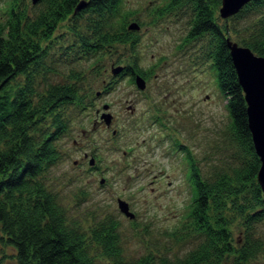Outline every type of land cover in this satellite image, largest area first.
<instances>
[{
    "label": "rangeland",
    "instance_id": "rangeland-1",
    "mask_svg": "<svg viewBox=\"0 0 264 264\" xmlns=\"http://www.w3.org/2000/svg\"><path fill=\"white\" fill-rule=\"evenodd\" d=\"M166 1L121 0L110 21H136L133 44L113 41L88 49L78 33L88 34L98 23L94 12L67 13L41 39L42 57L34 68L38 86L68 80L81 93L60 106L66 127L53 141L60 157L45 171L46 182L82 224L114 216L126 258L151 252L173 260L194 246L199 234L184 230L193 191L190 161L200 175H213L228 170L238 154L226 96L207 56L209 35L187 37L189 4L169 7ZM11 2L30 17L41 6L40 0H0V19ZM227 21L229 37L239 42L249 17ZM133 62L145 71L142 88L128 74L111 72L114 64ZM101 107L111 114L109 125L94 121ZM117 198L127 202L132 217L119 210ZM229 211L236 241L242 237L240 218ZM256 235L264 238V221ZM11 252L0 241V264H14ZM246 264H264V256Z\"/></svg>",
    "mask_w": 264,
    "mask_h": 264
},
{
    "label": "trees",
    "instance_id": "trees-1",
    "mask_svg": "<svg viewBox=\"0 0 264 264\" xmlns=\"http://www.w3.org/2000/svg\"><path fill=\"white\" fill-rule=\"evenodd\" d=\"M40 1L33 17L24 6L11 2L0 19V241L13 247L9 254L14 264H246L264 256V238L256 235L257 225L264 221V192L256 179L260 161L225 40L229 18L249 17L238 43L264 55V0H248L221 22L220 0L166 1L169 7L189 4L187 37L209 35L207 56L226 96L229 127L238 148L228 170L213 175H200L190 161L193 191L184 230L186 235L198 233L200 239L173 260L151 252L126 258L114 216L106 214L82 224L66 212L58 194L48 186L45 171L60 157L53 141L66 127L60 106L79 99L81 93L73 81L45 86L35 82L34 68L43 52L41 39L49 38L56 22L67 13L83 10L94 12L98 22L90 33H78L88 49L113 41L133 44L136 34L134 28L125 26L126 21H110L118 14L121 0H84L77 9L79 0ZM116 65H121L118 74L126 73L131 79L135 73L146 75L135 62ZM229 209L240 218L242 237L236 241Z\"/></svg>",
    "mask_w": 264,
    "mask_h": 264
},
{
    "label": "water",
    "instance_id": "water-1",
    "mask_svg": "<svg viewBox=\"0 0 264 264\" xmlns=\"http://www.w3.org/2000/svg\"><path fill=\"white\" fill-rule=\"evenodd\" d=\"M38 0H31L32 3ZM248 0H220L218 13L221 17H227L236 12ZM85 3L79 0L75 5V9L80 8ZM129 28H137L136 21L127 24ZM229 56L236 72L237 81L241 86L243 97L245 100V111L247 126L250 131L251 140L255 153L259 158V167L256 171V179L264 192V55L256 54L247 45L239 44L229 36L225 37ZM121 69V65L111 68L112 72ZM133 80L137 87L142 88L145 79L139 73H135ZM107 104L104 103L103 107ZM101 118L108 123L111 118L109 112H101ZM92 163V157L89 158ZM102 179H100L101 181ZM117 206L120 211L129 217L133 216V212L128 209L125 200L117 198Z\"/></svg>",
    "mask_w": 264,
    "mask_h": 264
},
{
    "label": "flooded vegetation",
    "instance_id": "flooded-vegetation-1",
    "mask_svg": "<svg viewBox=\"0 0 264 264\" xmlns=\"http://www.w3.org/2000/svg\"><path fill=\"white\" fill-rule=\"evenodd\" d=\"M137 24H138V23H137ZM123 71H124V70H123ZM125 74H126V73H125ZM144 79H145V77H144ZM98 92H100V91L98 90L96 93L98 94ZM105 110H107V108H106ZM103 111H104V110H103L102 107H101L100 109H99V108H96V109H95V112H96L97 116L94 118V121L104 122L105 125H109L110 122H111L112 117L110 118V121H109L108 123H106V122L101 118V116H100L101 112H103ZM92 165H93V164H92ZM93 166H94V165H93Z\"/></svg>",
    "mask_w": 264,
    "mask_h": 264
}]
</instances>
